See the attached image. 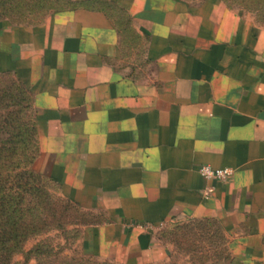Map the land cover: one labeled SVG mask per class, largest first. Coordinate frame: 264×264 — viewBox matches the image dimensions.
Listing matches in <instances>:
<instances>
[{
  "label": "crops",
  "instance_id": "crops-1",
  "mask_svg": "<svg viewBox=\"0 0 264 264\" xmlns=\"http://www.w3.org/2000/svg\"><path fill=\"white\" fill-rule=\"evenodd\" d=\"M70 1L0 26V73L34 97V168L101 219L87 251L146 264L205 221L210 264H264V25L224 0ZM203 164L235 169L209 199Z\"/></svg>",
  "mask_w": 264,
  "mask_h": 264
},
{
  "label": "rangeland",
  "instance_id": "rangeland-1",
  "mask_svg": "<svg viewBox=\"0 0 264 264\" xmlns=\"http://www.w3.org/2000/svg\"><path fill=\"white\" fill-rule=\"evenodd\" d=\"M224 1L249 15L257 24L264 25V0ZM62 7L64 0H0V26L37 22ZM20 130L24 132L23 143L13 159L20 168H31V162L39 151L34 97L19 79L10 74H0V145L15 142ZM29 183L33 184L32 192L26 194L27 202L33 207L29 219L35 223L38 217L43 220L39 230L32 233L13 255L11 264H115L92 255L85 247V229L95 214L74 206L49 179L40 178ZM190 224L177 223L163 229L161 235L169 247L168 256L146 264H210L223 259L200 257L224 247L218 235L213 236L216 241L213 248L208 239H199L195 245L184 240L177 244L173 240L180 235L176 234L181 231L180 227Z\"/></svg>",
  "mask_w": 264,
  "mask_h": 264
},
{
  "label": "trees",
  "instance_id": "trees-1",
  "mask_svg": "<svg viewBox=\"0 0 264 264\" xmlns=\"http://www.w3.org/2000/svg\"><path fill=\"white\" fill-rule=\"evenodd\" d=\"M69 4H71L70 0H64V7ZM34 133L33 131V135ZM16 135L17 140L15 142L0 145V264H11L13 255L23 246L24 241L36 230H39L40 221L43 219L38 217L37 223L29 219L33 207L27 202L26 194L32 192L33 188V184L29 185V181L40 178L49 179L34 168L38 153L31 162V168H20V165L16 164L13 158L23 143L24 132L20 130ZM15 170L16 172H14ZM71 203L79 208L73 202ZM100 220L99 217L94 215V220L90 223ZM190 223V225L180 227L181 231L176 233L180 235H176L173 240L177 244H182V240H184V242L195 245L199 239H208L210 247L213 248L216 241L213 239L214 234H211L212 223L205 221ZM219 237L223 242V238ZM191 248H194V246H191ZM225 252L226 250L223 247L215 250L211 255L202 254L200 257L202 259L224 258L226 256Z\"/></svg>",
  "mask_w": 264,
  "mask_h": 264
},
{
  "label": "built area",
  "instance_id": "built-area-1",
  "mask_svg": "<svg viewBox=\"0 0 264 264\" xmlns=\"http://www.w3.org/2000/svg\"><path fill=\"white\" fill-rule=\"evenodd\" d=\"M199 171L204 179L207 181L204 198L209 199L215 192L214 181H229L233 178L235 169L231 167L215 168L210 164H203ZM137 226L144 230L154 229L155 226L148 223H138Z\"/></svg>",
  "mask_w": 264,
  "mask_h": 264
}]
</instances>
